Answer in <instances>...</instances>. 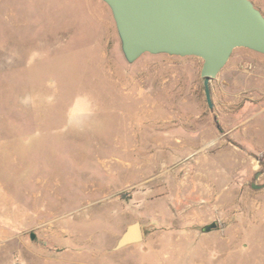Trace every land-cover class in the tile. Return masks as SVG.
<instances>
[{
    "label": "rangeland",
    "instance_id": "obj_1",
    "mask_svg": "<svg viewBox=\"0 0 264 264\" xmlns=\"http://www.w3.org/2000/svg\"><path fill=\"white\" fill-rule=\"evenodd\" d=\"M201 65L127 62L102 0H0V264H264V55L210 108Z\"/></svg>",
    "mask_w": 264,
    "mask_h": 264
},
{
    "label": "water",
    "instance_id": "obj_2",
    "mask_svg": "<svg viewBox=\"0 0 264 264\" xmlns=\"http://www.w3.org/2000/svg\"><path fill=\"white\" fill-rule=\"evenodd\" d=\"M102 1L111 12L127 62H134L144 53L200 58V77L209 108L212 106L210 82L235 48L243 47L264 55V16L251 0ZM259 174L256 172L254 179ZM251 187L260 189L264 183H252ZM216 228L217 223L211 222L201 230L209 232ZM142 239L141 225L133 221L127 224L113 249Z\"/></svg>",
    "mask_w": 264,
    "mask_h": 264
}]
</instances>
